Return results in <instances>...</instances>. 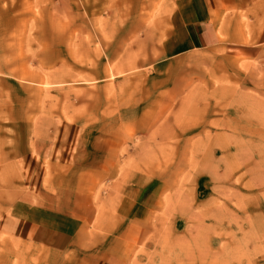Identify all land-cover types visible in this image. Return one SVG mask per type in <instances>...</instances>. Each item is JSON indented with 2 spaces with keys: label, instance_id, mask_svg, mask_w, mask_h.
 Returning <instances> with one entry per match:
<instances>
[{
  "label": "rangeland",
  "instance_id": "374dc122",
  "mask_svg": "<svg viewBox=\"0 0 264 264\" xmlns=\"http://www.w3.org/2000/svg\"><path fill=\"white\" fill-rule=\"evenodd\" d=\"M168 1L0 0V218L20 188L16 162L70 121L88 146H105L116 174L55 180L56 202L78 188L71 203L92 210L117 186L160 195L129 264H264V46L227 56L221 44L242 42L236 29L170 58ZM253 6L264 17V0ZM248 15H238L247 32ZM105 211L88 226L105 231L116 214ZM28 251L0 233V264H25Z\"/></svg>",
  "mask_w": 264,
  "mask_h": 264
},
{
  "label": "crops",
  "instance_id": "0c3cea01",
  "mask_svg": "<svg viewBox=\"0 0 264 264\" xmlns=\"http://www.w3.org/2000/svg\"><path fill=\"white\" fill-rule=\"evenodd\" d=\"M78 1L79 4L83 3V0ZM124 1L132 7L135 3L148 2L149 5L156 2L121 0L118 3ZM168 2L176 6L172 19L177 20L176 31L169 32V35L176 36L175 39H168L163 44V50L168 52L170 58L189 51L219 46L221 37L231 36L236 29L242 42L229 41L221 44L227 56L251 58L262 52L264 17L258 16L260 21L257 20L258 17L256 19L255 16H250L256 0ZM78 11L83 13L81 7ZM246 11L248 17L255 20L254 24L249 26L248 32L242 22L243 17L238 16ZM237 13V16L232 17ZM114 32L120 34L118 29ZM130 33L129 29L122 32L124 35ZM247 35L250 39L248 43L244 41ZM83 133L85 131L75 123L61 121L55 127L48 146L40 152L30 150L16 162L18 166L13 175H17L20 188L15 186L12 188L13 192L7 193L9 196H15V200L14 203L4 204V208H7L0 218V233L6 235L10 243L25 245L31 249L26 252L25 264H129L133 260L134 250L146 236L151 213L158 206L160 196L158 192L152 194L148 188H112L111 193L105 195L110 204L103 203V210H97V206V209L92 210L91 203L83 208H80L79 204L71 203V198L77 199L81 196L80 188L72 193L63 190L62 195L69 196V199L56 202V197L51 191L55 180L70 179V175H79L80 179L81 175H94L97 178V175L116 174L108 168L111 161L104 154L105 146L97 143L88 146ZM3 175H9V172L5 170ZM131 176L126 175V179ZM70 187L71 185H68L67 188ZM107 208L116 214H112L111 222L105 224V231L99 232L90 228V212L102 213L95 217L101 219Z\"/></svg>",
  "mask_w": 264,
  "mask_h": 264
}]
</instances>
